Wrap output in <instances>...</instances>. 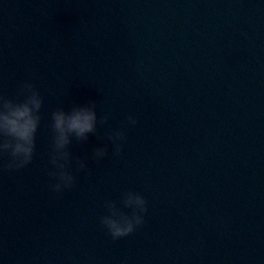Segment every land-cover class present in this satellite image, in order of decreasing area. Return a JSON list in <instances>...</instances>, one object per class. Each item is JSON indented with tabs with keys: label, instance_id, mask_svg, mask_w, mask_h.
Returning a JSON list of instances; mask_svg holds the SVG:
<instances>
[{
	"label": "water",
	"instance_id": "water-1",
	"mask_svg": "<svg viewBox=\"0 0 264 264\" xmlns=\"http://www.w3.org/2000/svg\"><path fill=\"white\" fill-rule=\"evenodd\" d=\"M26 80L44 103L32 163L0 173V264H264V0H0V93ZM90 100L108 124L57 196L50 114ZM127 190L145 223L113 241L102 204Z\"/></svg>",
	"mask_w": 264,
	"mask_h": 264
},
{
	"label": "clouds",
	"instance_id": "clouds-1",
	"mask_svg": "<svg viewBox=\"0 0 264 264\" xmlns=\"http://www.w3.org/2000/svg\"><path fill=\"white\" fill-rule=\"evenodd\" d=\"M44 99L31 81L21 82L15 95L0 93V173L18 172L32 161L36 150V133L40 127ZM109 113L98 118L97 104H73L65 109L58 107L50 114L51 143L48 152V189L57 196L75 186L72 172L74 160L76 171L87 169L89 157H72L69 148L73 141L84 144L89 135H96L97 126L108 124ZM132 116L127 125L135 126ZM126 142L125 128L109 129L106 140L92 149L91 159L101 161L109 154L119 157ZM104 214L99 217L101 228L113 241L132 235L145 223L148 211L147 201L133 190L120 194L118 200H106L102 204ZM127 210V211H125Z\"/></svg>",
	"mask_w": 264,
	"mask_h": 264
}]
</instances>
